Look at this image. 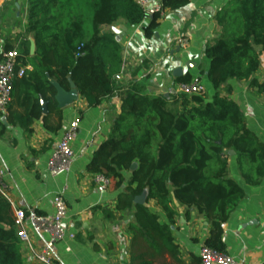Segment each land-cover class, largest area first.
<instances>
[{"label": "trees", "instance_id": "16d2710c", "mask_svg": "<svg viewBox=\"0 0 264 264\" xmlns=\"http://www.w3.org/2000/svg\"><path fill=\"white\" fill-rule=\"evenodd\" d=\"M189 3L165 0L163 5L176 11ZM159 18L149 21L147 39L154 36ZM214 20L220 32L204 52L210 62L206 75L216 90L211 101L205 95L153 97L141 84L118 85L122 47L103 27L120 21L132 27L144 23L135 0H26V33L35 52L27 35L5 42L4 51L18 54L17 69H27L13 82L6 117L13 127L31 133L34 121L41 120L46 130L57 132L63 118L58 88L69 93L74 84L90 108L120 96V115L87 171L126 186L117 209L134 210L128 226L131 264H201L199 257L191 263L182 259L170 226L136 203L138 197L156 201L172 225L178 215L175 201L196 209L211 222L205 246L226 254L223 226L246 196L229 177L228 152L236 154L247 185L257 187L264 179V144L248 129L239 106L218 92L228 80L248 81L259 69L254 47L264 50V0H231ZM192 81L190 75L176 78L179 84ZM252 84L264 92V84ZM126 172L131 173L128 181ZM0 264H26L12 205L1 194Z\"/></svg>", "mask_w": 264, "mask_h": 264}, {"label": "crops", "instance_id": "0c3cea01", "mask_svg": "<svg viewBox=\"0 0 264 264\" xmlns=\"http://www.w3.org/2000/svg\"><path fill=\"white\" fill-rule=\"evenodd\" d=\"M189 1L188 6L179 10L166 9L151 39L145 36L149 22L132 27L120 21L103 27L104 32H113L117 36L122 47L123 66L116 77L119 86L138 83L150 96H170L178 94L176 78L190 75L199 79L205 88L204 81L209 82L206 73L210 62L204 58V52L220 32L214 18L231 0ZM3 4L4 0H0V59L7 40H14L17 35L26 36V6L18 15L17 3L9 9L6 5L2 9ZM8 12L16 13L14 19L17 22L23 21L11 30L9 21L12 19L6 16ZM27 37L33 45L32 37ZM254 49L259 54L260 66L252 78L248 81L230 79L218 92L239 106L248 129L264 144V92L252 84H264V50L260 46ZM177 69L182 71L180 77L174 75ZM209 84L210 95L205 88V97L211 101L216 90ZM58 92L73 95V99L61 108L63 118L57 132L46 130L41 120L34 121L31 133L9 125L7 118L6 125L0 121V169L5 173L13 212L21 209L50 216L54 212V197L62 194L68 206L65 228L74 238L67 236L56 245L58 262L131 264L133 236L128 226L134 222V210L117 209L118 197L126 186L112 183L105 192H100L94 184L95 175L87 171L94 153L108 140L120 115V96L116 94L90 108L75 90L68 93L58 88ZM76 120L80 127L72 144L75 153L72 167L68 173L52 177L48 172V161L64 132ZM227 159L229 177L238 183L246 196L223 226L226 254L238 264H264V179L257 187L247 185L239 171L236 154L228 152ZM125 177L128 181L131 173L126 172ZM141 198L143 201L139 204L157 215L160 223L170 226L182 259L191 263L194 257H198L210 236L211 222L196 209H187L175 201L178 215L172 225L156 201L146 202L144 196ZM28 230L40 247L39 235L31 227ZM21 249L26 264H38L23 244Z\"/></svg>", "mask_w": 264, "mask_h": 264}, {"label": "built area", "instance_id": "2783aa9c", "mask_svg": "<svg viewBox=\"0 0 264 264\" xmlns=\"http://www.w3.org/2000/svg\"><path fill=\"white\" fill-rule=\"evenodd\" d=\"M165 0H135L149 22L154 16H163ZM18 68V54L15 50L4 51L0 59V121L6 119L7 109L12 100L13 82L16 77L21 78L27 69ZM206 91L199 79H193L189 84H179L178 94L205 95ZM80 122L74 121L64 132L59 144L52 152L48 161V172L52 177L68 173L75 159L72 144L78 136ZM94 184L98 191L105 192L111 181L104 176L95 175ZM0 194L10 201L5 183V173L0 169ZM54 212L50 216H41L34 211L28 212L21 209L15 210L18 238L38 264H61L56 257V245L67 236L73 239V234H68L64 221L67 217L68 206L64 196L57 194L53 199ZM28 227H31L40 237V247L33 241ZM201 264H238L231 256L219 253L205 245L202 246L199 256Z\"/></svg>", "mask_w": 264, "mask_h": 264}, {"label": "rangeland", "instance_id": "374dc122", "mask_svg": "<svg viewBox=\"0 0 264 264\" xmlns=\"http://www.w3.org/2000/svg\"><path fill=\"white\" fill-rule=\"evenodd\" d=\"M4 3L5 4H3V6H2V9H3V7H5L4 5H6L7 6V8L9 9V8H12V6H15V4L17 3L18 5L16 6V11H17V14L18 15H20V14H22V12H24V6H26V0H4ZM12 10V9H11ZM8 18H10V19H12V21L10 22L9 21V26H11V28L9 29V30H11V29H13L15 26H16V24L17 23H22L23 21H19V22H17L15 19H14V16H16V13H14V14H10L9 12L7 13V15H6ZM16 21V22H15ZM12 31H14V30H12ZM19 31H20V29H19ZM22 31V30H21ZM4 32H5V30H4ZM8 31L6 32V35L8 36ZM25 34L27 35V33L25 32ZM204 85H205V88H206V91H207V94H209L210 95V91H211V86H210V84H209V82L207 81V80H205L204 81Z\"/></svg>", "mask_w": 264, "mask_h": 264}, {"label": "water", "instance_id": "95a60500", "mask_svg": "<svg viewBox=\"0 0 264 264\" xmlns=\"http://www.w3.org/2000/svg\"><path fill=\"white\" fill-rule=\"evenodd\" d=\"M31 51H32V54L35 52V45L33 44L32 47H31ZM181 70L180 69H177L174 73V75L176 77H180L181 76ZM72 90H75V85L72 84ZM165 97H169V95H166ZM57 99V102H58V105L60 108H64L66 107L70 101L73 99V95H66L64 92H58V95L56 97ZM46 112V110H44ZM2 122L6 125L7 122H6V119L2 120ZM143 199L141 197H138L136 199V203H142Z\"/></svg>", "mask_w": 264, "mask_h": 264}]
</instances>
